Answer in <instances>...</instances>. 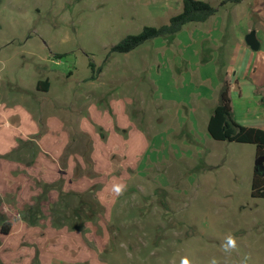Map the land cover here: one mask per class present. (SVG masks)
<instances>
[{
    "label": "rangeland",
    "instance_id": "374dc122",
    "mask_svg": "<svg viewBox=\"0 0 264 264\" xmlns=\"http://www.w3.org/2000/svg\"><path fill=\"white\" fill-rule=\"evenodd\" d=\"M181 5L0 0V264H264L256 146L209 136L176 37L111 51Z\"/></svg>",
    "mask_w": 264,
    "mask_h": 264
},
{
    "label": "crops",
    "instance_id": "0c3cea01",
    "mask_svg": "<svg viewBox=\"0 0 264 264\" xmlns=\"http://www.w3.org/2000/svg\"><path fill=\"white\" fill-rule=\"evenodd\" d=\"M203 1L213 5L210 0ZM218 1L222 4L224 0ZM220 8L203 23L185 25L175 38L180 53L176 58L178 65L181 67L187 63L185 65L191 72L188 79L193 81L191 86L195 88V100L191 101L188 97L190 109L196 112V117L202 114L209 120L213 112L209 115L207 107L214 99L215 91L219 100L225 80L230 85L234 120L244 127L263 129L264 0L229 1ZM224 18L227 19L225 24ZM251 32H254L258 42V50H252L246 43V37ZM18 112L23 120L32 118L26 109H18ZM79 126V131H88L85 121H81ZM1 149L6 147L2 144ZM70 168L74 167L70 165Z\"/></svg>",
    "mask_w": 264,
    "mask_h": 264
},
{
    "label": "trees",
    "instance_id": "16d2710c",
    "mask_svg": "<svg viewBox=\"0 0 264 264\" xmlns=\"http://www.w3.org/2000/svg\"><path fill=\"white\" fill-rule=\"evenodd\" d=\"M239 2L240 0H224L227 2ZM218 8L203 0H182L181 12L172 16L168 24L155 26H145L139 34L129 35L112 47L114 53H129L142 44L154 39L172 40L183 27L189 23H203L214 16ZM61 58V55H58ZM91 67H93L91 65ZM37 88L47 92L49 90L48 80L39 81ZM209 136L219 142H235L252 144L256 146V158L264 157V128L256 129L239 125L233 118L230 85L223 81L220 89L218 104L210 116L207 124ZM251 196L253 198L264 199V172L254 167L251 183ZM12 224L4 222L1 226L2 235L10 233Z\"/></svg>",
    "mask_w": 264,
    "mask_h": 264
},
{
    "label": "clouds",
    "instance_id": "9594fccd",
    "mask_svg": "<svg viewBox=\"0 0 264 264\" xmlns=\"http://www.w3.org/2000/svg\"><path fill=\"white\" fill-rule=\"evenodd\" d=\"M125 190H126V185H125V184H116V185L113 186V189H112V191H113L117 196L122 195V194L124 193ZM227 246H228L229 248H235V246H236V241H235V239L232 238V237H229V238H228V244H227ZM181 264H190V261H189L187 258H185V259H183V260L181 261ZM212 264H215V261H213Z\"/></svg>",
    "mask_w": 264,
    "mask_h": 264
},
{
    "label": "water",
    "instance_id": "95a60500",
    "mask_svg": "<svg viewBox=\"0 0 264 264\" xmlns=\"http://www.w3.org/2000/svg\"><path fill=\"white\" fill-rule=\"evenodd\" d=\"M246 43L248 44V46L252 49V50H258V42L256 41L255 37H254V32H251L247 37H246ZM264 157H261L259 159H257V164L256 166H258V164L260 163L259 160L263 159Z\"/></svg>",
    "mask_w": 264,
    "mask_h": 264
}]
</instances>
